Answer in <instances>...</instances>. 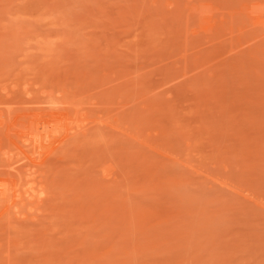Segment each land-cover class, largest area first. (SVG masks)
Instances as JSON below:
<instances>
[{
	"label": "rangeland",
	"instance_id": "rangeland-1",
	"mask_svg": "<svg viewBox=\"0 0 264 264\" xmlns=\"http://www.w3.org/2000/svg\"><path fill=\"white\" fill-rule=\"evenodd\" d=\"M0 264H264V0H0Z\"/></svg>",
	"mask_w": 264,
	"mask_h": 264
},
{
	"label": "bare ground",
	"instance_id": "bare-ground-1",
	"mask_svg": "<svg viewBox=\"0 0 264 264\" xmlns=\"http://www.w3.org/2000/svg\"><path fill=\"white\" fill-rule=\"evenodd\" d=\"M32 113V112H31ZM21 116H23V115H21ZM35 117V116H34ZM50 118V117H49ZM34 120V119H33ZM28 125V124H27ZM43 127V126H42ZM48 135V134H47ZM30 140V139H29ZM42 140V139H41ZM48 143V142H47ZM38 149V148H37Z\"/></svg>",
	"mask_w": 264,
	"mask_h": 264
}]
</instances>
